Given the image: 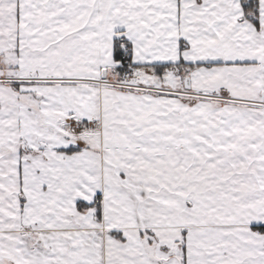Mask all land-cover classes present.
Listing matches in <instances>:
<instances>
[{
  "label": "snow or ice",
  "instance_id": "1",
  "mask_svg": "<svg viewBox=\"0 0 264 264\" xmlns=\"http://www.w3.org/2000/svg\"><path fill=\"white\" fill-rule=\"evenodd\" d=\"M0 264H264V0H0Z\"/></svg>",
  "mask_w": 264,
  "mask_h": 264
}]
</instances>
